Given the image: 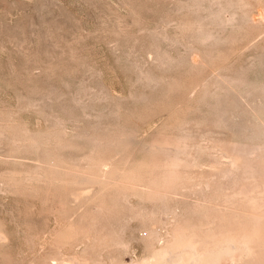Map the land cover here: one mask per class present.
Masks as SVG:
<instances>
[{
  "label": "rangeland",
  "instance_id": "rangeland-1",
  "mask_svg": "<svg viewBox=\"0 0 264 264\" xmlns=\"http://www.w3.org/2000/svg\"><path fill=\"white\" fill-rule=\"evenodd\" d=\"M261 209L264 0H0V264L145 262Z\"/></svg>",
  "mask_w": 264,
  "mask_h": 264
},
{
  "label": "bare ground",
  "instance_id": "bare-ground-1",
  "mask_svg": "<svg viewBox=\"0 0 264 264\" xmlns=\"http://www.w3.org/2000/svg\"><path fill=\"white\" fill-rule=\"evenodd\" d=\"M242 212L240 211V213ZM262 214L264 215V212ZM251 215L253 217V214ZM260 215L256 216L259 217ZM252 217L250 220L255 221ZM261 218L263 219L262 215ZM244 222L242 223L244 224ZM248 225L249 227L251 225L257 226L254 223L247 224V227ZM247 227L246 229H238L241 232L238 230L237 232L231 231L199 241L188 240L180 234L174 235L173 233V236L168 240L166 239V243L160 249L152 251L147 261L133 264H264V225L261 230H258L257 227Z\"/></svg>",
  "mask_w": 264,
  "mask_h": 264
}]
</instances>
